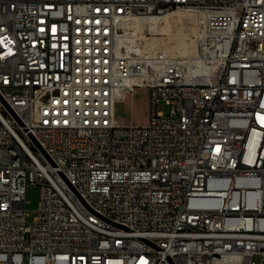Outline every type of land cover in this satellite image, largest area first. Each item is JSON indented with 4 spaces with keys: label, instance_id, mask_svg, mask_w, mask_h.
<instances>
[{
    "label": "built area",
    "instance_id": "obj_1",
    "mask_svg": "<svg viewBox=\"0 0 264 264\" xmlns=\"http://www.w3.org/2000/svg\"><path fill=\"white\" fill-rule=\"evenodd\" d=\"M178 8L195 56L120 45ZM0 264H264V0H0Z\"/></svg>",
    "mask_w": 264,
    "mask_h": 264
},
{
    "label": "rangeland",
    "instance_id": "obj_2",
    "mask_svg": "<svg viewBox=\"0 0 264 264\" xmlns=\"http://www.w3.org/2000/svg\"><path fill=\"white\" fill-rule=\"evenodd\" d=\"M179 11L181 13H185L183 18L177 20L176 22L175 21L172 22L170 26V30H168V34L167 35L162 34V36L165 37L163 41L154 40L153 44L149 45V47L164 46L167 49H169V46L166 43L168 42V38H169V42L170 41L173 42L175 41V39H178L180 37L187 38V39L192 38L195 41V35L202 27L201 25L202 20L199 19L198 14H191L188 11H182V10H179ZM130 23L131 21L129 22V29L125 33H123V35L129 34V36H132V37H137V36L139 37L141 35H146L148 36V39L150 41L152 40V37L161 35L159 34L157 30H154V29L146 30L144 31L145 33L139 32L136 22L133 21L132 24ZM143 43L145 44V42ZM174 53L180 55L179 53H176V52ZM157 110L162 111L164 114H168L170 110V105L165 100H161L158 103ZM150 114H151L150 94H149V90L145 87H136L135 91L128 93L125 96V98L120 100L116 105V112H115L116 121L121 126L145 125L149 121ZM27 198L29 200L27 207L31 210L29 212V215L27 216V220L31 221L37 215V209L39 206L38 188L29 187Z\"/></svg>",
    "mask_w": 264,
    "mask_h": 264
},
{
    "label": "bare ground",
    "instance_id": "obj_3",
    "mask_svg": "<svg viewBox=\"0 0 264 264\" xmlns=\"http://www.w3.org/2000/svg\"><path fill=\"white\" fill-rule=\"evenodd\" d=\"M179 10L188 11L191 14H198L199 19L202 20V24H201L202 27L196 33L195 41L192 38L187 39V38L180 37L178 39H175V41H173V42H171V41L169 42V38L166 37V38H168V42H166V43L168 44L169 49H167L164 46H151V47H149V45L153 44L154 40L163 41V39L165 37L162 36V34H166V35L168 34V30H170V26H171L172 22H174V21L176 22L177 20L183 18L185 13H181ZM130 21H131L130 24H132L133 21L136 22L138 29H139L138 30L139 32H144V31L149 30V29H152V30L154 29V30H157L159 32V34H161V35L160 36L158 35L156 37H152L151 41L148 39V36H146V35H141L139 37L138 36L132 37V36H129V34L123 35V33H125L129 29V22ZM202 28H203L202 14L198 11L191 10V9L178 8V9H174V10H172V11H170L164 15H161V16L144 15V14L143 15H136L133 17V19L129 20L126 24H124L121 27V34L119 37V39H120L119 43L122 47L126 46L130 50L157 49V48L163 47L172 53L176 52V53H179L180 55H183V56H195L198 52V41H197V39L199 37L200 32L202 31ZM196 37H197V39H196ZM143 42H145V44Z\"/></svg>",
    "mask_w": 264,
    "mask_h": 264
}]
</instances>
